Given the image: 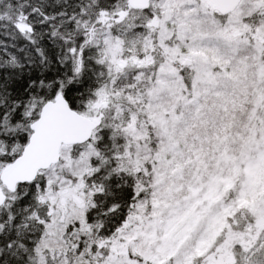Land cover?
<instances>
[{
  "label": "snow or ice",
  "instance_id": "snow-or-ice-1",
  "mask_svg": "<svg viewBox=\"0 0 264 264\" xmlns=\"http://www.w3.org/2000/svg\"><path fill=\"white\" fill-rule=\"evenodd\" d=\"M0 264H264V0H0Z\"/></svg>",
  "mask_w": 264,
  "mask_h": 264
}]
</instances>
